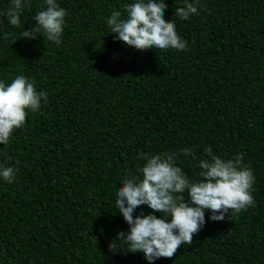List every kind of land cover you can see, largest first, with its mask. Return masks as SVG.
Listing matches in <instances>:
<instances>
[{"label":"trees","instance_id":"1","mask_svg":"<svg viewBox=\"0 0 264 264\" xmlns=\"http://www.w3.org/2000/svg\"><path fill=\"white\" fill-rule=\"evenodd\" d=\"M27 2L15 27L4 15L12 0H0V81L23 74L48 99L0 143V167L16 170L12 183L0 177V264H150L116 239L130 230L118 188L139 175L142 153H176L197 181L208 146L243 154L255 206L223 221L205 210L192 244L154 264H264V0H188L198 14L187 20L175 15L185 0H164L181 51L114 39L107 19L126 17L135 0H57L67 12L61 43L23 38L46 8ZM151 211L140 205L133 216Z\"/></svg>","mask_w":264,"mask_h":264},{"label":"clouds","instance_id":"2","mask_svg":"<svg viewBox=\"0 0 264 264\" xmlns=\"http://www.w3.org/2000/svg\"><path fill=\"white\" fill-rule=\"evenodd\" d=\"M45 3L46 8L34 17L35 27L24 29L21 37L34 39L41 34L59 45L67 12L57 0ZM25 7H30L27 0H12V6L4 13L9 24L20 27V14ZM166 8L164 0L127 3L123 5L126 17L114 10L107 19L109 32L117 34L114 39L138 50H186L187 42L178 35L175 21L164 18ZM193 14H198L197 6L188 0L175 9V15L184 20ZM41 99L47 103V94L38 92L35 82L23 74L7 85L0 81V143L7 145L14 130L25 125L28 111L40 110ZM182 153L195 156L188 148ZM205 153L207 158L199 159L201 179L197 181L190 180L184 169L177 166L174 152L141 154L145 163L139 175L126 176L116 193L115 208L130 226L127 233H117L116 239L127 245L123 250L141 252L154 264L160 257H173L182 244H192L193 235L205 224V210H210V220L223 221L230 210L239 214L255 206L252 192L256 178L252 168L244 163L243 154L226 159L216 155L211 146L205 148ZM15 176L13 167H0V177L8 183ZM140 205H147L152 211L134 217ZM155 212L162 216L157 217Z\"/></svg>","mask_w":264,"mask_h":264}]
</instances>
